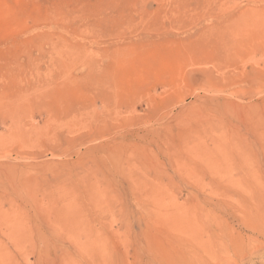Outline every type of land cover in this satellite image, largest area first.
<instances>
[{
  "label": "rangeland",
  "instance_id": "obj_1",
  "mask_svg": "<svg viewBox=\"0 0 264 264\" xmlns=\"http://www.w3.org/2000/svg\"><path fill=\"white\" fill-rule=\"evenodd\" d=\"M180 222L264 227V0H0V264H214Z\"/></svg>",
  "mask_w": 264,
  "mask_h": 264
},
{
  "label": "bare ground",
  "instance_id": "obj_2",
  "mask_svg": "<svg viewBox=\"0 0 264 264\" xmlns=\"http://www.w3.org/2000/svg\"><path fill=\"white\" fill-rule=\"evenodd\" d=\"M200 217H204L205 219H210L211 215L210 214H202ZM200 224H202V223L200 222ZM197 225L198 226H196L195 223L188 224L187 222H180L179 224H176L173 227H174V230H175V228H177V229H182V230L187 231L186 233L189 234V235H187V237L189 236L188 240H190V241L186 242V243L188 244V247H190V251L192 253L193 252H195V254H197V253L199 254V252L205 253L206 256H208L207 259L215 260V261H212V263L214 262V264H219V263L221 264V262H218V261H222L221 259H226L228 257V254L230 256V253H234V254L237 253L238 254V252L241 248L234 246V239L235 238L232 237V235L236 234V235L240 236L242 234L244 236L245 243L248 244L251 241H259L258 237H257L258 234H261L264 232V227H261L260 229H258L256 227H248L247 229H245L247 231V233H243V230H241V229L237 230V229H234L232 226H228V225L226 228L222 227L220 225H215V224L201 225V226L199 224H197ZM178 232H180V231H178ZM182 233H183V231H182ZM181 235H184V234H181ZM183 240L187 241L184 238H183ZM181 243H182V241H181ZM180 250H182V248ZM183 250H184V248H183ZM184 251L186 252V250H184ZM228 259L231 260V257H229ZM233 259H234V257H233ZM62 260H63V263L65 264L68 261V258L66 256H64ZM236 260H235V262H236ZM241 261H239V262H241ZM200 263L207 264L208 260H204L202 258ZM200 263H197V264H200Z\"/></svg>",
  "mask_w": 264,
  "mask_h": 264
}]
</instances>
